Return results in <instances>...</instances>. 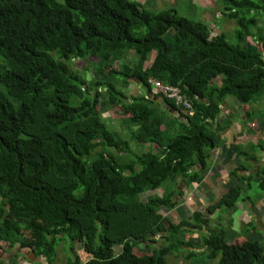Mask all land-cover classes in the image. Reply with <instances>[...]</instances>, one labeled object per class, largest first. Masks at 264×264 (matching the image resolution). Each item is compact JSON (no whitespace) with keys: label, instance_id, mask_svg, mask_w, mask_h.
<instances>
[{"label":"trees","instance_id":"16d2710c","mask_svg":"<svg viewBox=\"0 0 264 264\" xmlns=\"http://www.w3.org/2000/svg\"><path fill=\"white\" fill-rule=\"evenodd\" d=\"M219 3L221 18L237 22L233 42L210 23L137 0H0V248L48 264L59 247L69 264H169L183 253L192 264H264V240L248 238L255 221L229 243L234 220L220 215L264 201V165L255 168L264 139L253 138L264 122V0ZM78 61L97 79L87 67L74 71ZM151 79L180 88L194 114L153 96ZM131 85L162 103L129 98ZM102 99L126 138L107 126ZM226 100L246 109L243 120L230 107L240 126L235 114L219 120ZM221 130L233 133L237 167L227 174L241 183L207 205L218 214L213 230L201 209L177 221L169 213L209 174ZM253 181L260 193L251 196ZM188 235L202 236L201 247Z\"/></svg>","mask_w":264,"mask_h":264},{"label":"rangeland","instance_id":"374dc122","mask_svg":"<svg viewBox=\"0 0 264 264\" xmlns=\"http://www.w3.org/2000/svg\"><path fill=\"white\" fill-rule=\"evenodd\" d=\"M140 1L141 3L144 4L145 7L149 8V9H165V8H175L176 10H178L179 14L181 16L184 17H188V18H193L196 20H202L205 21L206 23H210V26L212 27L214 34L219 33L220 31H223L224 34L228 35L232 34L237 26V22L235 20L232 19H223L221 18L222 14L220 11V3L219 0H137ZM236 23V25H235ZM221 29V30H220ZM234 36V35H233ZM233 36H229L227 39L230 42H233ZM135 55L130 54L129 58L126 60V63L128 62H132L133 60H135ZM3 61V60H2ZM71 67L73 68L74 71L79 72L80 68L83 67H87L88 68V73L91 76V78H95L97 75V73H95L93 71V69L87 64V62H71L70 63ZM115 69H119L120 68V63H116L114 65ZM82 72V71H81ZM80 72V73H81ZM81 75L86 78L87 76L85 75V73H81ZM97 78H95L94 80H96ZM127 89H124V91H126ZM128 94V93H127ZM229 104H232L233 102H228ZM236 106V104H233ZM252 108V107H251ZM229 109V108H228ZM241 109V113H242V117L243 120L246 119V115L245 113L247 112L245 108H238ZM236 110V109H235ZM237 111V110H236ZM115 118H118L117 116H114ZM234 122L236 123V126H238V122L240 120V117H237V115L235 116V118L233 119ZM110 125V122H107V126ZM240 126V125H239ZM113 127H117L116 125H113ZM118 128V127H117ZM248 126L244 125L243 129L247 130ZM256 130L257 133L255 134V136L253 138H255V140H257V138H262L264 139V122H261V120H259V123H257L256 125ZM118 130V129H116ZM248 131V130H247ZM250 132V131H249ZM121 136L123 138H126L125 132L122 131V133L120 132ZM230 136V134H229ZM246 136V138L244 139H251L252 137ZM248 140L242 141L243 143H247ZM221 144V143H220ZM133 147H137L136 148V152H142L144 149H140L138 148L139 146L137 145H133ZM220 147V146H219ZM226 147H234L233 145V136L230 137L229 141L227 143H225L222 147H220L223 152H226ZM221 151V150H220ZM219 154H221V152H219ZM215 166L219 163L220 160H216L215 159ZM221 162L224 164V167L226 166V164H230L233 162V160L228 159L227 157L224 160H221ZM262 164L264 165V158H261L260 163H255V167H257V170L260 168L259 165ZM233 166H235L234 163H232ZM210 173V172H209ZM212 175V174H211ZM213 179H212V183H209V181L211 180V176L207 179L208 181L203 182L201 184H196L193 187H191L190 192L188 195H186V198L184 201L185 202V208L182 206H179V210H174L172 213H169V215L175 216V219L177 221L179 220H183V217H186V219H188V217H190L193 211L199 210L201 209L202 211H204V213L209 216L210 214L207 212V205L209 203H211L212 201L209 199L208 195H216V196H220L225 190V185H224V181L226 178L221 177L220 173H216L214 175H212ZM208 177V176H207ZM220 177V178H219ZM234 181V180H233ZM227 183L232 182V178L228 177L227 175ZM186 185V183L184 184V186ZM256 189L257 188V184H253ZM182 186V185H181ZM198 187H200L198 189ZM156 194H159L158 191H155ZM256 192V191H255ZM151 195V192L144 194L142 197L144 200L148 199V196ZM255 195V193H254ZM259 201H257L258 203ZM182 205V204H181ZM262 208L264 205H261ZM240 209V210H239ZM164 209H161V212H163ZM165 211V210H164ZM168 212V210H166ZM234 211H236V209H234ZM255 211L256 214L259 215L260 219H263V215H264V210L258 207V205L255 206ZM252 209H251V203L250 202H241L239 205V208L236 212H233L232 214V219L234 220L233 222V227H236L238 229H243L248 221L250 219H253V214H251ZM222 217V222H224V216H226V214H220ZM212 223L209 226V229L213 230L214 227L217 226V217L218 214L212 216ZM226 223L228 221L227 217L225 219ZM241 227V228H240ZM243 231V230H242ZM241 231L240 233V238H236L234 237L233 239V233H232V240L233 242H236V240L239 239H243V232ZM237 234H239L238 232H236ZM185 239L188 240V242L192 243L194 246L196 247H201V240H202V236L200 235H188L185 236ZM251 240L254 241H259L262 242L264 240V232L260 233V234H255L253 235V237L251 238ZM141 252H147V253H151L152 249L146 247L145 245H141L140 246ZM116 250H120L119 247H116ZM77 254L81 257L82 261L85 262L89 259V256L85 253H83L81 251V247L78 246L77 248ZM24 254V256L22 254ZM186 253H183V258L176 260V258L174 257H167V261L169 262V264H174V263H179V264H192L194 262H186V260L184 259ZM0 256L2 257V263L1 264H48L47 261L40 259L38 260V258H36L34 256V254L30 251H21L20 249H17L15 252H9L6 251V248H0ZM69 254H67L65 252V249L63 247H59L58 249V257L57 260L55 261L54 264H69ZM75 256V255H74ZM17 257V258H16ZM196 263L198 264H218V259L214 260V261H210L207 260V257H205V259H200L197 260Z\"/></svg>","mask_w":264,"mask_h":264},{"label":"crops","instance_id":"0c3cea01","mask_svg":"<svg viewBox=\"0 0 264 264\" xmlns=\"http://www.w3.org/2000/svg\"><path fill=\"white\" fill-rule=\"evenodd\" d=\"M132 67L133 66H135L137 63H138V59L137 58H135V60H133L132 62ZM217 82H219V81H217ZM128 93V94H127ZM125 94L127 95V96H129V98H133V97H135V98H143V97H146V99H150V100H154V99H151L152 97V95L150 96V94H148V91L147 90H144V89H142L141 88V85H140V87H136L135 85H133V87H132V85L130 86V87H128L127 88V90L125 91ZM155 98V97H154ZM155 101V100H154ZM102 104H101V106H102V108H101V113H102V115H103V117H104V119L106 120V123L107 122H110V125H108V127H110V129H112V130H115V131H118V132H121L120 131V123H121V120L119 119V118H115V117H113L111 114L112 113H110L109 112V110H108V108H107V103H106V101H105V99H102ZM156 103H158V104H160V103H162V101H155ZM228 102H232V101H228ZM227 102V100L222 104V106H221V109H222V114H221V117L219 118V120H221V123L222 124H224V125H226L227 124V119L229 118V116H227V115H230V114H235L236 115V110H230V107H232L233 106V103L232 104H229ZM241 108V106H239V105H237V108ZM165 108H167V106H165ZM229 108V109H228ZM120 116V115H119ZM122 116H120V118H121ZM235 118V117H234ZM236 124V123H235ZM113 125H116L117 127H113ZM241 125V124H240ZM116 129H118V130H116ZM236 129V128H235ZM229 134H230V136H229ZM219 137L221 136L222 137V140H221V144H220V147H222L225 143H227V135L229 136V139H230V137H232L233 136V133H232V131H229V130H221L220 132H219ZM245 137V136H244ZM235 142V141H234ZM148 145V144H147ZM233 145H234V147H235V144L233 143ZM220 147H218V148H216L214 151H213V159H212V162H211V168H210V173L207 175V176H205V177H202L201 178V180H200V182H199V184H201V183H203V182H206V181H208L207 179L211 176V180L209 181V183H212V179L214 178L212 175H213V173H214V175L216 174V173H220V175H221V177H223V178H226L225 179V181L223 182L224 183V185H225V188H227V186L229 185V184H236V183H241V181L238 179V178H236V177H234V176H228V177H230V178H232V182H230V183H227L226 181H227V173H229V171L230 170H232L233 168H235V167H237V163L235 162V158H236V156H235V152H234V147H226V152H223V150L220 148ZM221 150V151H220ZM219 152H221V154H219ZM228 158V159H230V160H233V162L232 163H234L235 164V166H233L232 165V163H230V164H226V166L224 167V164L221 162V160H224L225 158ZM215 159L216 160H220L219 161V163L215 166ZM256 166V165H255ZM255 168H257V167H255ZM241 173L243 174V173H248L247 171H241ZM212 174V175H211ZM213 177V178H212ZM220 178V177H219ZM234 180V181H233ZM257 181H253V183L255 184ZM186 182H185V180H181V185L182 186H184V184H185ZM257 184V183H256ZM187 185V184H186ZM185 185V186H186ZM200 187H198V189H199ZM255 191H253V192H251L250 193V195L252 196V195H254V193L255 194H257V193H260V190H259V188L258 189H254ZM208 197H209V199L211 200V201H214L215 200V198H216V195L214 196V195H208ZM257 201H259L258 203L257 202H255V204L254 203H252V202H250L251 203V209H252V212H251V214H253V221H255V223H256V225H258V231L259 232H257V233H255L254 231H251L252 233H249L248 234V238L249 239H251L252 237H253V235H255V234H260V233H262V232H264V217H263V219H260V217H259V215H257L256 214V211H255V206L256 205H258V207L261 209V212H262V209L264 210V206H263V208H262V206L261 205H264V201L262 200V199H257ZM184 203L185 202H182V205L180 204L179 206H182V207H184L185 208V205H184ZM239 205H240V203L238 204V205H236L235 207H233V208H226V212H225V214H226V216H224V222L226 223V221H225V219H226V217H227V219H230V217H232V214H233V212H236L237 210H238V208H239ZM179 206L175 209V210H179ZM234 209H236V211H234ZM240 210V209H239ZM174 210H172V211H170V213H172ZM264 212V211H263ZM189 215H191V214H189ZM230 215V216H229ZM264 216V215H263ZM183 219H186V217H183ZM252 221V219H250L249 221H248V223L249 222H251ZM248 223H247V225H248ZM241 228V227H240ZM236 232H240V229H238V228H236V227H233L232 229H230V230H228L227 231V240H228V242L230 243V240H232V233H233V239H234V237H236V238H240V233L239 234H237ZM235 238V239H236ZM234 239V240H235ZM2 257L0 256V263H2Z\"/></svg>","mask_w":264,"mask_h":264},{"label":"built area","instance_id":"2783aa9c","mask_svg":"<svg viewBox=\"0 0 264 264\" xmlns=\"http://www.w3.org/2000/svg\"><path fill=\"white\" fill-rule=\"evenodd\" d=\"M148 83L151 85L153 96H163L172 101L182 112L194 114L193 104L182 94L180 88L152 79Z\"/></svg>","mask_w":264,"mask_h":264},{"label":"water","instance_id":"95a60500","mask_svg":"<svg viewBox=\"0 0 264 264\" xmlns=\"http://www.w3.org/2000/svg\"><path fill=\"white\" fill-rule=\"evenodd\" d=\"M148 94H150V96H151V93L149 91H148ZM151 99H154L155 101H162V99L160 97H156V98L152 97ZM172 113L175 115H179V111H172Z\"/></svg>","mask_w":264,"mask_h":264}]
</instances>
